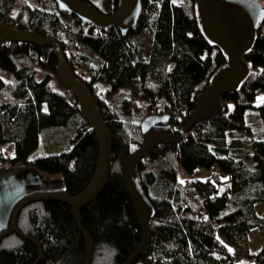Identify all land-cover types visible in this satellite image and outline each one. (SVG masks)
Returning a JSON list of instances; mask_svg holds the SVG:
<instances>
[{"label":"trees","instance_id":"obj_1","mask_svg":"<svg viewBox=\"0 0 264 264\" xmlns=\"http://www.w3.org/2000/svg\"><path fill=\"white\" fill-rule=\"evenodd\" d=\"M35 1L0 0V20L57 38L126 155L142 146L140 125L149 114L170 116L154 125L152 134L178 133L183 125L175 117L192 113L198 94L227 63L224 51L202 32L194 0H141L138 23L127 32L117 26L98 28ZM89 1L105 14L119 2ZM143 32L150 44L147 53L141 46ZM244 59L250 72L238 89L221 94L222 113L194 124L178 141L155 145L137 164L135 176L155 213L147 250L132 264H235L243 258L264 264V243L254 253L249 245L251 230H264V215L256 208L264 203V100L254 103L264 92V16ZM56 65L53 47L0 43V71L5 73L0 74V165L59 173L61 190L76 195L94 174L99 147L74 93L58 82ZM141 109L143 114L135 117ZM250 109L261 121V134L246 119ZM231 131L243 136L230 138ZM109 145L107 182L80 210L81 224L93 239L91 264H123L141 243L120 144L111 139ZM214 165L218 172L204 179L188 177ZM11 212L0 232L8 228ZM17 227L41 246L38 264L83 263L85 239L64 202L26 205ZM38 257V247L16 233L0 241V264H33Z\"/></svg>","mask_w":264,"mask_h":264},{"label":"water","instance_id":"obj_2","mask_svg":"<svg viewBox=\"0 0 264 264\" xmlns=\"http://www.w3.org/2000/svg\"><path fill=\"white\" fill-rule=\"evenodd\" d=\"M200 28L212 43L219 46L227 56V63L221 66L212 76L209 85L198 94L191 114L177 116L176 121L183 125L188 132L192 126L200 121L219 115L224 111L221 94L238 89L242 81L250 72V66L244 59L256 39V29L264 16V5L259 0H194ZM61 12L75 15L86 23H92L98 28L117 26L122 32H127L138 23L142 10L141 0H119L117 8L111 14L100 11L89 0H55ZM11 41L31 43L39 47H53L57 53L56 76L58 82L74 93L79 110L95 131L99 153L94 174L87 186L78 194L70 195L65 190L41 191L29 193L14 206L8 228L0 232V241L5 236L16 233L21 238L32 241L37 247L39 257L33 264H38L43 253L38 241L31 236L23 235L17 221L20 211L26 205L42 200H57L69 207L77 226L85 239V257L82 264H91L93 255V239L81 224L80 210L88 205L101 193L111 168L110 140L120 144V156L124 170V180L132 199L137 221L141 230V243L130 253L123 264H132L143 255L149 242V222L153 218L155 209L150 199L144 193L135 176V168L149 150L159 143H172L181 139L180 133L152 134L151 129L170 118L166 114L152 113L141 121L143 136L142 146L126 155L125 146L112 133L89 91L77 79L74 71L63 54L59 41L55 37L42 36L32 29L19 30L4 24L0 20V43Z\"/></svg>","mask_w":264,"mask_h":264},{"label":"rangeland","instance_id":"obj_3","mask_svg":"<svg viewBox=\"0 0 264 264\" xmlns=\"http://www.w3.org/2000/svg\"><path fill=\"white\" fill-rule=\"evenodd\" d=\"M33 4H36L35 0H30ZM40 6L46 7L49 10H54L55 9V4L52 2V0H40L39 2ZM143 40L141 43L142 46V51L144 53H147L150 49V44L147 39V34L146 32H143ZM0 74L5 77V73L3 71H0ZM54 87L56 88H61V86L54 84ZM264 100V92L260 93L257 98L255 99L254 103L256 105L260 104ZM142 105L145 106L146 102H142ZM143 110L138 111L135 113V117L141 116L143 114ZM246 119L247 121L254 126V133L256 134H261L262 129H261V121L259 117L256 115L254 109H250L246 113ZM186 132V131H185ZM240 136H243L242 134H239ZM229 136H233L232 133L229 134ZM6 149H10L9 146H6ZM31 171H34V173H31L30 171L26 170L25 173L19 172V176L21 178V182L25 185L28 183L30 186L35 185L38 188H49L53 190L57 186H64V182L62 179V175L57 173V174H50L44 171H40L35 167L31 168ZM182 168H179V173L181 174V177L184 175L182 174ZM214 172H218V168L216 165H214L210 170H207L205 168H197L196 171L191 174L187 175L188 177H201V178H206V176L213 174ZM185 177V176H184ZM27 184V185H28ZM31 190V189H30ZM49 190V191H51ZM48 191V190H47ZM19 193L13 192L10 194H6V196L1 195L0 196V221L2 219H5V221L8 220L9 214L11 212L12 206L14 203L19 200ZM258 230V229H256ZM252 260L248 258H243L239 261H236L235 264H251Z\"/></svg>","mask_w":264,"mask_h":264},{"label":"crops","instance_id":"obj_4","mask_svg":"<svg viewBox=\"0 0 264 264\" xmlns=\"http://www.w3.org/2000/svg\"><path fill=\"white\" fill-rule=\"evenodd\" d=\"M231 133L233 134V136H231L230 138L240 136L239 132L237 131H231ZM31 168H32L31 166H24V165H18V166L0 165V196L1 195L6 196V194H10L17 191L19 195H21L19 196L21 198L32 192L51 190L49 188H38L35 185L30 186L28 183L24 185L21 182L19 172L25 173L26 170H28L31 173H34V171H31L32 170ZM61 189H63V186L62 187L57 186L51 191L61 190ZM256 208L260 214L264 215V203L258 204ZM6 222L7 221H5V219H2L0 221V229L6 225ZM249 237H250L249 238L250 249L251 252L254 253L258 251L259 248L264 243V230L253 229L249 233Z\"/></svg>","mask_w":264,"mask_h":264},{"label":"built area","instance_id":"obj_5","mask_svg":"<svg viewBox=\"0 0 264 264\" xmlns=\"http://www.w3.org/2000/svg\"><path fill=\"white\" fill-rule=\"evenodd\" d=\"M178 132L182 135V136H185L188 132H185L182 128L178 129ZM215 178H217V175L215 176Z\"/></svg>","mask_w":264,"mask_h":264},{"label":"flooded vegetation","instance_id":"obj_6","mask_svg":"<svg viewBox=\"0 0 264 264\" xmlns=\"http://www.w3.org/2000/svg\"><path fill=\"white\" fill-rule=\"evenodd\" d=\"M58 11H59V9H58L57 3L55 2V13L58 12Z\"/></svg>","mask_w":264,"mask_h":264}]
</instances>
